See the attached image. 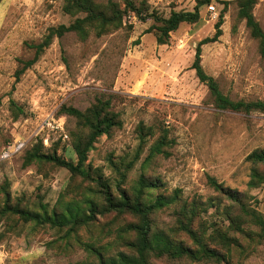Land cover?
Masks as SVG:
<instances>
[{"label":"rangeland","instance_id":"rangeland-1","mask_svg":"<svg viewBox=\"0 0 264 264\" xmlns=\"http://www.w3.org/2000/svg\"><path fill=\"white\" fill-rule=\"evenodd\" d=\"M150 1L166 15L172 8L193 10L196 4V0ZM227 1L228 6L212 0L214 10L209 5L202 7L201 19L181 24L166 44H159L154 33L147 32L154 20L143 22L132 15L125 19L135 24L131 33L119 29L87 40L75 32L66 33L55 38L40 59L17 78L20 59L34 56L28 42L41 40L49 27L69 24L74 17L62 10L61 1L2 0L0 184L9 178L12 193L26 194L32 208L40 197L61 208L74 196H82L76 192L67 168L48 166L45 175L35 163L25 167V151L38 138H43L47 147L61 138L59 152L67 159L77 160L69 136L74 120L58 114L59 109L64 103L85 109L105 93L112 94L113 107L121 112L124 124L112 136H103L92 150L90 161L96 175L102 173L116 184L118 173L110 162L111 154L112 160L127 171L140 147L139 125L165 126L175 143L171 155L153 161L151 170L164 180L168 191L181 188L185 198L208 200L216 193L208 182L212 175L227 186L247 191L264 213V184L256 188L248 185L252 166L248 155L264 148V112L216 107L209 87L192 67L199 41L214 35L216 22L224 13L223 34L217 41L202 45V64L232 98L264 100V57L246 22L238 20L236 3ZM254 13L264 28V0H258ZM235 23L238 26L233 30ZM13 99L26 110L18 119L10 107ZM158 132L147 138L139 159L127 171L125 186L132 188L137 183L141 163ZM14 144L24 145L11 157L3 158L4 149ZM203 215L228 224L216 213L215 206ZM163 217L169 220L171 216ZM246 227L260 231L254 224ZM2 229L0 225V233ZM29 229L30 225L20 234L0 240V264H69L86 255L78 245L68 252L49 247L48 242L58 236L56 230L40 228L30 233ZM259 240L255 235L245 238V253L235 249L233 264L240 260L264 264V238Z\"/></svg>","mask_w":264,"mask_h":264},{"label":"trees","instance_id":"trees-1","mask_svg":"<svg viewBox=\"0 0 264 264\" xmlns=\"http://www.w3.org/2000/svg\"><path fill=\"white\" fill-rule=\"evenodd\" d=\"M53 1H61L62 10L74 20L69 24L51 26L41 40L28 42L34 50V56L20 59L15 72L17 78L40 59L55 38L63 37L66 33L75 32L82 40L119 29L131 33L135 24L125 19L132 15L143 22L154 20L147 32H153L159 44H166L181 24L197 23L201 19L202 7L210 6L212 2L196 0L193 10L172 8L166 15L154 7L150 0ZM219 1L226 6L230 3L227 0ZM234 2L238 20L246 22L264 57V28L254 13L258 0ZM223 22L224 13L216 22L214 35L199 41L192 67L200 81L209 87L211 100L216 107L246 113L264 112L263 99L232 98L202 64V45L220 38ZM237 26L235 23L233 30ZM10 107L15 119L26 113L25 108L14 99ZM58 114H65L74 120L69 136L77 160L67 159L59 152L61 138L53 142L51 147L45 145L43 138H38L25 151L23 165L26 167L35 163L45 175L48 174L45 170L48 166L65 167L75 181L76 192L83 195L74 196L61 208L51 206L40 197L36 207L32 208L28 205L26 194L15 196L11 191L10 179L5 178L0 184V225L3 227L0 240L20 234L30 225V233L40 228L56 230L58 236L48 242L49 247L64 252L74 251L77 245L85 249L83 259L69 264H233L235 249L245 253V238H254V235L260 237L259 241L264 238V213L254 205L253 196L247 191L227 186L212 175H209L208 182L216 193L208 200L196 196L185 198L181 188L173 191L166 189L164 180L151 169L153 161L171 155L175 140L169 137L167 127L147 126L144 123L139 125L141 143L135 159L127 165L128 170L139 159L147 138L159 132L141 163L139 179L131 188L125 186L128 170L123 171L112 160V154L109 158L118 173L116 184L102 173L96 175L90 161L91 152L100 139L105 135L112 136L124 124L121 112L113 107L112 94L97 96L85 109L64 103ZM248 160L252 163L249 187L262 186L264 148L252 151ZM225 200L228 201L226 204ZM211 206L216 207V213L227 219L228 224L204 218L203 214ZM165 214L171 216L169 220H165ZM249 224L259 226L260 231L246 227ZM238 264L246 262L240 260Z\"/></svg>","mask_w":264,"mask_h":264},{"label":"built area","instance_id":"built-area-1","mask_svg":"<svg viewBox=\"0 0 264 264\" xmlns=\"http://www.w3.org/2000/svg\"><path fill=\"white\" fill-rule=\"evenodd\" d=\"M211 10H214V4H211L210 6ZM24 144H14V145H9L7 148L4 149L2 153V157H11L16 151L20 150L23 147Z\"/></svg>","mask_w":264,"mask_h":264}]
</instances>
